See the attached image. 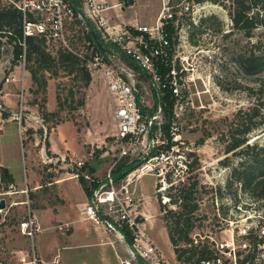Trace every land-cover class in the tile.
<instances>
[{"label":"rangeland","instance_id":"374dc122","mask_svg":"<svg viewBox=\"0 0 264 264\" xmlns=\"http://www.w3.org/2000/svg\"><path fill=\"white\" fill-rule=\"evenodd\" d=\"M184 1L177 0L174 4L182 3L183 6ZM195 1H187L189 5L198 7L193 10L188 43L183 44L180 49L186 70L183 73L181 95L173 107L172 141L177 142V145L173 147L171 159L168 161L163 157L144 160L153 147L166 144L164 109L154 97L151 83L146 78L137 77L141 93L138 105L144 114L158 115V124L136 144L130 145L115 137L111 102L101 80L90 77V83L85 88L80 72L75 70L70 73L56 67L52 69V74H45V87L40 83L34 84L24 65L14 58L15 42L10 43L6 37L0 35V200H4L6 205L0 220L1 264H52L40 262L37 253H43L47 258L59 255L61 261L67 264H82L84 259L92 257V252L87 247H75L85 241L84 236H75V240L71 241L72 245L63 241L58 245L54 236L56 232L45 231V223L41 222L43 231L40 234L35 233L33 238L23 236L20 230V224L28 219L29 213L36 225V208L55 201L52 188L45 186L52 181L51 178L60 177L59 174L63 172L86 175L88 172H82L84 167L94 170L92 181L86 180L91 191L96 189L93 187L95 183L104 184L108 171L114 170L118 164L132 166L129 173L132 183L129 188L134 190L133 209L138 215L146 217L145 221L138 216L139 222L144 223V232L168 257L171 256V246L162 221L165 211L160 212L157 193H160V203L165 204L164 210H180L171 205L168 197L175 196L176 190H164L168 187L164 179L167 171L172 170L175 187L181 182H188L186 177L196 176L199 179L200 187L194 195L198 201V209L193 214L196 219L193 232H211L219 240L221 230L236 226V223L230 226L225 224L223 220L228 221V216L240 221V225L244 224L242 217L232 210V206L238 203L256 212L251 214L261 213L264 217V195H261V187L256 191L246 192L240 189L236 181L232 180L229 184L232 169L242 171L246 167L241 166L242 156L230 157L224 165L220 162L226 157V131L235 113L257 103L255 98L261 99L259 104L262 103L264 113V96H250V90L261 85L264 75L247 76L239 65L241 58L259 53L256 45L264 37V31L256 29L252 37L247 38L234 29L229 17L228 0H215L216 4L211 0H200L199 3ZM5 5L7 0H0V10L6 9ZM157 6L161 7L160 0H152V7L156 9ZM175 11H179V7ZM80 33L81 30L78 31L79 38ZM47 47L53 54L57 49L56 44H48ZM76 50H80L78 43ZM13 76L23 79L24 82L22 108L18 97L20 84L6 83V78ZM80 100L84 101L81 107L78 106ZM2 113H6L8 118L3 119ZM56 128L60 134L66 135L64 141L67 144H59L63 162L52 159L49 161L54 157L50 152L49 140ZM206 132L210 137L205 139L203 145H197L198 139ZM250 142L264 148V133L250 139ZM81 150L84 157L79 153ZM122 151L126 154L121 155ZM191 151L199 158L201 168L186 175L184 161L187 160L186 153ZM79 158L82 167L77 168L74 162L79 161ZM253 161V167L258 168L256 181H259L264 178V157L257 155ZM62 166L65 168H60ZM104 167L107 171L99 177L98 172ZM3 168L15 175L16 183L13 181L12 189L9 188L10 184L6 185L2 180ZM138 174L141 175L139 179L136 178ZM37 183L42 188L30 192L32 185ZM122 184L125 181L117 183L115 189ZM26 189L29 190V202L23 205L22 201L28 200L25 194L20 195V191ZM108 190L107 185L101 191ZM222 205L225 208H221L224 207ZM218 207L220 208L217 211ZM36 214L42 217L40 212ZM43 215L48 221L47 215ZM251 225H254L253 222ZM181 228L184 229V225ZM71 231L69 226L68 230L58 232L68 236ZM107 231L106 243L100 249L105 261L99 264H120V261L125 260L137 264L131 259L124 238L118 232ZM93 238L94 235L91 234L88 241ZM111 255L115 258H111ZM91 260L95 262V257ZM54 264L62 263L54 261Z\"/></svg>","mask_w":264,"mask_h":264},{"label":"built area","instance_id":"2783aa9c","mask_svg":"<svg viewBox=\"0 0 264 264\" xmlns=\"http://www.w3.org/2000/svg\"><path fill=\"white\" fill-rule=\"evenodd\" d=\"M129 1L119 0L116 6L123 8ZM187 1L182 6V3L174 4L177 0H160V12L153 24L131 28L112 23L104 14L110 7L95 0H7L5 7L17 11L19 15L22 37L18 41L21 54L17 62L25 63L28 38H44L47 46L56 44L57 49L72 53L84 63L91 78L96 77L103 82L111 102L117 140L134 145L151 132L159 118L140 110L138 100L141 93L137 85L140 81L137 82V77L146 78L157 93L169 90L176 99L181 95L186 69L180 49L188 43L193 10L198 7L189 5ZM178 7L179 11L176 12ZM83 19L90 23L103 43L115 45L138 70L113 54H102L95 50L84 38L87 31ZM77 43L80 50H76ZM161 67L168 71L165 78L160 73ZM6 83L20 84L18 97L22 108L23 79L13 76L6 78ZM125 154V151L121 152V155ZM74 163L77 168L82 167L81 161ZM78 176L75 174L74 178L78 179ZM80 176L85 181L91 180L87 175ZM129 176L119 181H125V184L115 189L119 182H114L111 171H108L105 183L91 190L89 201L79 215L83 221L103 225L108 231L118 232L121 237L120 229H127L132 237L129 254L137 264H141L140 261L146 264H264V217L261 213L251 214L255 211L246 209L240 203L233 205L232 210L242 217L244 224L240 225V221L228 216V221L223 220L225 224L230 226L236 223V226L221 230L219 240L211 232L197 233L193 232V228L187 235V241H180L176 250L171 246V256H165L144 232V223L139 222L138 216L145 221L146 217L138 215L133 209L134 190L129 188L132 183ZM140 177L136 175L137 179ZM107 185L109 190L102 192ZM9 188H13L12 184ZM252 222L254 225H251ZM20 230L23 236L29 238H33L38 231L30 213L28 219L20 224ZM200 250L204 251V255H200ZM120 264L131 262L125 260Z\"/></svg>","mask_w":264,"mask_h":264},{"label":"trees","instance_id":"16d2710c","mask_svg":"<svg viewBox=\"0 0 264 264\" xmlns=\"http://www.w3.org/2000/svg\"><path fill=\"white\" fill-rule=\"evenodd\" d=\"M214 4L217 2L211 0ZM230 3L229 7V17L233 24V28L237 31L242 32L247 38H251L253 32L256 29H261L264 31V0H228ZM196 3L201 2L196 0ZM97 34V33H96ZM0 35L6 37L8 42H15L14 58L17 61L18 56L21 54V48L18 45V41L21 39V28L20 20L17 11L11 10L9 8L0 10ZM100 38L99 34H97ZM84 38L91 46L97 50L93 40L85 33ZM101 39V38H100ZM103 42V40H101ZM107 48L112 52L114 56H117L122 61L127 63L133 69L138 70L137 66L126 58L121 51L113 44L106 43ZM258 45V46H257ZM256 45L257 55L252 54L245 59L241 58L240 67L247 76H256L259 74L264 75V37ZM24 67L25 70L30 75V80L35 83H40L42 87L46 86V76L45 74H52V69L56 67H61L62 69L68 70L70 73L75 70L80 72L82 79L84 81V87H88L90 83V75L87 72L84 63H82L76 56L72 53L57 49L54 54L48 50L46 45V40L44 38H28L27 39V49L25 57ZM80 66V67H79ZM167 69L165 67L160 68V73L162 78H165L167 74ZM250 96L254 97L260 94L264 96V81L257 89L250 90ZM154 97L162 105L165 113L164 134L166 137V144L162 147H153L145 161L160 159L161 157L167 158L166 161L171 159L173 153V147L177 145V142L172 141L173 132L172 124L174 120L173 107L176 102V98L173 97L171 91L163 90L160 93L153 91ZM259 96V97H260ZM258 97V98H259ZM257 103L246 109L238 110L233 119L228 123L227 142L224 146V155L226 156L221 162L222 165L226 164L230 157L242 156L241 166L246 165V167L240 171L235 168L232 169V177H230V183L236 181L238 186L243 191H256L259 187L262 188V194L264 195V178L256 181V172L258 168L253 167V160L257 155H263L264 148L259 147L257 143H251L250 139L259 136L264 133V113L262 110V103L259 104L261 99H256ZM84 101H78V106H83ZM2 118L7 119L8 116L2 113ZM259 133V135H254ZM223 136V135H222ZM209 133H204L201 138L198 139L197 145H203L206 138H209ZM258 139V138H257ZM255 139V140H257ZM254 140V141H255ZM254 151H257L255 153ZM252 153V154H250ZM186 159L184 161L185 174H191L192 172L200 170V161L194 152L186 153ZM140 163V161L138 162ZM132 166H125L123 164H118L114 170L111 171L112 178L116 177L124 171H128ZM94 173V170L90 167L82 168V172ZM2 180L8 184H12L14 178L12 174L5 168L1 169ZM78 179L82 188L84 189L86 195L90 198L91 191L86 185V181L78 173ZM173 172L167 171L164 175V179L168 184V187L164 190H176L175 196L170 195V203L172 206L179 208V212L166 211L164 210L165 204L160 203V193H157V201L160 208V212H164L162 216V221L164 222L165 228L167 230L168 239L171 246L175 249L177 244L182 241H187V235L193 229L194 219L193 214L198 209V201L194 198L197 188L200 187L199 179L196 176L186 177L188 182L179 183L176 187L172 182ZM263 176V175H260ZM233 180V181H232ZM101 183H95L93 186L97 188ZM199 220V219H197ZM182 229L181 227H183ZM120 233L124 237L125 243L130 246L132 243V237L129 231L125 228L120 229ZM176 250V249H175ZM200 255H204V251L200 250Z\"/></svg>","mask_w":264,"mask_h":264},{"label":"crops","instance_id":"0c3cea01","mask_svg":"<svg viewBox=\"0 0 264 264\" xmlns=\"http://www.w3.org/2000/svg\"><path fill=\"white\" fill-rule=\"evenodd\" d=\"M95 1L97 3L103 4L106 7H110L108 10L105 11L104 14L108 19L111 20L112 23L118 24L120 26H126L127 28H131L132 26L151 25L152 23H154L155 19L157 18L158 12L160 10V6H157L156 9L152 7V0H131L127 5H124L123 8L116 6L119 0H95ZM49 99L50 97L48 96V100ZM49 110L50 109H48V112H50ZM65 138L66 135L64 133L60 134L58 128H56L54 132H52L49 142H50V152L52 155H54V157L50 158L49 161L52 159L53 161L56 160V162L57 161L63 162L62 160L63 155L61 154L59 144L61 143L64 145L67 144L64 141ZM79 153H81L82 157H84L83 156L84 152L82 153V150ZM55 156H59V158ZM69 160L73 162L71 159ZM78 160L81 161L80 158ZM60 168H65V166H62ZM105 171L107 170L104 167L102 171L98 172L99 177ZM75 174L74 173L71 174L69 172H63L59 174L60 177L51 178L52 181L45 185L47 187L52 188L53 194L55 196L54 199L55 201L51 202L48 205L46 204L45 206L36 208L34 214L37 222L36 226L38 227V231L36 232V234H40L43 231L41 226V222H42L45 223L46 225L45 231L51 230L56 232L54 236L57 240L58 245H60L61 241L67 243L68 245H72L71 241L75 240L74 239L75 236H79V235L84 236L83 240L85 241L82 242L81 244L79 243V245L75 247H87L86 249L91 250L92 253L90 254H92V257H95V262L91 260L92 257H89V259H84L82 261V264H99L100 262L105 261V258L104 256H102V252L100 251V249L102 248V245L106 243L105 234L107 233H105V231L107 230L103 225H97L90 221H86L87 222L86 223L81 219L79 215V211L84 208L86 203L89 201V197L86 195L84 189L82 188L79 179L74 178ZM86 175L92 180L91 176H93L94 173H88ZM13 177H14V182L16 183L15 175H13ZM32 186L33 187L32 189H30L31 190L30 192H35L42 188V185L40 183H37L36 185H32ZM27 190L28 189H26V193L25 190H21L20 195L25 194L27 198L29 192V190L28 191ZM27 200H28L27 202L22 201V204L23 205L28 204L29 199L27 198ZM37 212H40L42 214V217L38 216L36 214ZM43 214L47 215L48 221L45 219ZM91 224L94 225V227ZM69 226L70 229H72V231L68 236H65L64 233L58 232L63 229L68 230ZM91 228L93 229V231H91ZM110 232L111 231H109V233ZM91 234L94 235V238L91 241H88L90 239ZM125 245L126 247L128 246L126 243ZM169 246H171V244ZM37 254H38V258L40 259V262L42 263L49 262L54 264V261H57V262H61L62 264H67L64 261H61L59 255H55L53 256V258L52 257L47 258V256L43 255V253H37ZM115 256H117L116 252H115ZM111 258L114 259L115 257L111 255Z\"/></svg>","mask_w":264,"mask_h":264},{"label":"water","instance_id":"95a60500","mask_svg":"<svg viewBox=\"0 0 264 264\" xmlns=\"http://www.w3.org/2000/svg\"><path fill=\"white\" fill-rule=\"evenodd\" d=\"M83 23L84 26L86 28V31L88 33V35L91 37V39L93 40L96 48L98 49V51L102 54H112L111 51L107 48V46L105 45V43H103L101 41V39L98 37V35L96 34V32L94 31V29L92 28V26L90 25V23L86 20L83 19ZM131 171H124L122 173H120L119 175H117L116 177H114V182H119L121 181L124 177H126ZM6 205H5V201L4 200H0V220H1V212L5 209ZM141 264H146L143 261H140Z\"/></svg>","mask_w":264,"mask_h":264}]
</instances>
